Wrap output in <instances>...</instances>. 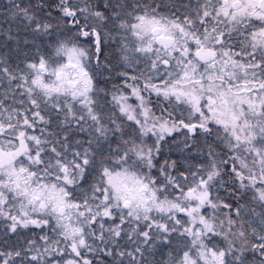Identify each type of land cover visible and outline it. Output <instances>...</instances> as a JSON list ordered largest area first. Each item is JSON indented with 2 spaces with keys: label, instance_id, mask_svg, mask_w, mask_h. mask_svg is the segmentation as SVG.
I'll use <instances>...</instances> for the list:
<instances>
[{
  "label": "snow or ice",
  "instance_id": "1",
  "mask_svg": "<svg viewBox=\"0 0 264 264\" xmlns=\"http://www.w3.org/2000/svg\"><path fill=\"white\" fill-rule=\"evenodd\" d=\"M0 264H264V0H0Z\"/></svg>",
  "mask_w": 264,
  "mask_h": 264
}]
</instances>
